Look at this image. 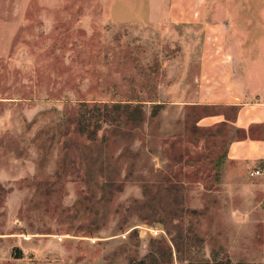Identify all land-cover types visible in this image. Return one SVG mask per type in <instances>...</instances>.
I'll use <instances>...</instances> for the list:
<instances>
[{"label":"rangeland","instance_id":"rangeland-1","mask_svg":"<svg viewBox=\"0 0 264 264\" xmlns=\"http://www.w3.org/2000/svg\"><path fill=\"white\" fill-rule=\"evenodd\" d=\"M202 30L203 0H0V264H264V184L189 106Z\"/></svg>","mask_w":264,"mask_h":264},{"label":"crops","instance_id":"crops-1","mask_svg":"<svg viewBox=\"0 0 264 264\" xmlns=\"http://www.w3.org/2000/svg\"><path fill=\"white\" fill-rule=\"evenodd\" d=\"M255 1L203 0V58L189 106L209 112L198 126L236 132L227 161L264 184V175H251L264 172V9Z\"/></svg>","mask_w":264,"mask_h":264},{"label":"built area","instance_id":"built-area-1","mask_svg":"<svg viewBox=\"0 0 264 264\" xmlns=\"http://www.w3.org/2000/svg\"><path fill=\"white\" fill-rule=\"evenodd\" d=\"M252 176H263L264 172L261 170H256L255 172L251 173Z\"/></svg>","mask_w":264,"mask_h":264}]
</instances>
